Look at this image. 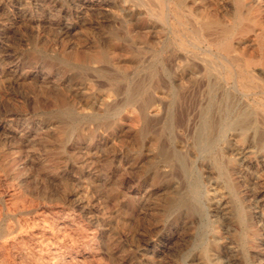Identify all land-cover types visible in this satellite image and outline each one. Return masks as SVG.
Returning a JSON list of instances; mask_svg holds the SVG:
<instances>
[{
	"label": "rangeland",
	"instance_id": "rangeland-1",
	"mask_svg": "<svg viewBox=\"0 0 264 264\" xmlns=\"http://www.w3.org/2000/svg\"><path fill=\"white\" fill-rule=\"evenodd\" d=\"M157 1L0 0V264H264V155L234 123L246 111L264 135V0ZM205 20L234 28L230 55Z\"/></svg>",
	"mask_w": 264,
	"mask_h": 264
},
{
	"label": "bare ground",
	"instance_id": "bare-ground-1",
	"mask_svg": "<svg viewBox=\"0 0 264 264\" xmlns=\"http://www.w3.org/2000/svg\"><path fill=\"white\" fill-rule=\"evenodd\" d=\"M142 1V0H141ZM144 1V0H143ZM168 1V0H167ZM166 1V2H167ZM183 1V0H182ZM216 1V0H215ZM224 1V0H223ZM134 2H135V0H134ZM149 2V1H148ZM157 2H160V0L159 1H157ZM169 2V1H168ZM179 2V1H178ZM181 2V1H180ZM190 2V1H189ZM133 3V2H132ZM136 3V2H135ZM174 3H175V1H174ZM173 3V4H174ZM237 3H238V1H237ZM242 3H243V1H242ZM144 4V3H143ZM152 4V3H151ZM156 4V3H155ZM176 4V3H175ZM223 4V3H222ZM240 4V3H239ZM102 5V4H101ZM138 5V4H137ZM167 5V4H166ZM172 5V4H171ZM178 5V4H177ZM176 5V6H177ZM183 5H184V3H183ZM190 5V4H189ZM134 6V5H133ZM148 6H149V4H148ZM156 6V5H155ZM158 6V5H157ZM161 6H163V2H162V5ZM165 6V5H164ZM163 6V7H164ZM226 6V5H225ZM141 7V6H140ZM144 7V6H143ZM152 7V6H151ZM173 7V6H172ZM237 7H239V6H237ZM87 8V7H86ZM184 8V7H183ZM191 8V7H190ZM219 8V7H218ZM221 8V7H220ZM141 9V8H140ZM144 9V8H143ZM143 9H141V10H143ZM150 9V8H149ZM165 10V12H166V8H164ZM182 9V8H181ZM104 10V9H103ZM162 10V9H161ZM170 10H171V8H170ZM170 10H168V11H170ZM147 11H149L148 9H147ZM157 11V10H156ZM162 12V11H160V12H162L161 13V16H162V21H163V19H164V16H165V12ZM168 11L166 12L167 13V15H168ZM178 11V10H177ZM177 11H175L174 12V16L177 18L178 16H179V13L177 12ZM181 11V10H180ZM215 11V10H214ZM242 11V10H241ZM143 12V11H142ZM159 12V13H160ZM184 12V11H183ZM186 12V11H185ZM244 11H242V13H243ZM146 13V12H145ZM158 13V14H159ZM217 13H219L218 11H217ZM241 12H239L238 11V13H237V16H236V20L239 22L238 23V27H237V31L239 32V33H242L245 29H246V27L245 26H242V20L244 19V15L243 14H245V13H243L242 14ZM256 13V12H255ZM255 13H254V15H255ZM151 14V13H150ZM173 14V13H172ZM181 14V13H180ZM185 15V14H184ZM247 15V14H246ZM253 15V14H252ZM144 16V15H143ZM150 16V15H149ZM189 16V15H188ZM171 17V16H170ZM173 17V16H172ZM216 17H217V15H216ZM179 18V17H178ZM183 18V17H182ZM187 18V17H186ZM191 18H193V17H191ZM251 18H253V17H251ZM180 19V18H179ZM179 19H177V20H179ZM246 19H248V18H246ZM148 20H149V18H148ZM168 20V19H167ZM181 20V19H180ZM190 20V19H189ZM195 20H197V19H195ZM200 20V19H199ZM216 20V19H215ZM245 20V19H244ZM123 21V20H122ZM155 21V20H154ZM157 21V20H156ZM183 21V20H182ZM188 21V20H187ZM186 21V22H187ZM218 21V20H217ZM234 21V20H233ZM249 21V20H248ZM150 22V21H149ZM190 22V21H189ZM196 22V21H195ZM235 22V21H234ZM233 22V23H234ZM244 22V21H243ZM245 22H247V20L245 21ZM158 23V22H157ZM165 23H166V21H165ZM183 23H185V22H183ZM190 23H193V22H190ZM227 23H229V22H226V24ZM232 23V24H233ZM242 23V24H241ZM254 23V22H253ZM120 24V23H119ZM159 24V23H158ZM173 24V23H172ZM171 24V25H172ZM175 24V23H174ZM186 24V23H185ZM198 24H199V22H198ZM220 24V23H219ZM222 24V23H221ZM231 24V23H230ZM246 24V23H245ZM244 24V25H245ZM167 25V24H166ZM170 25V24H169ZM184 25V24H183ZM192 25V24H191ZM197 25V24H196ZM216 25H218V23H216L214 20H205V21H203V23L200 25V29H199V31H200V34L202 35V37H204L205 39H206V41H207V43H209L210 45H212V46H215L221 53H223V54H229L230 55V53L232 52V50H234L235 48L233 47V45H236V44H233L234 43V41L233 42H231V40H230V37H231V35L233 34V30H234V28L233 27H221V29L219 30V32L218 31H216V28H215V26ZM225 25V24H224ZM236 25H237V23H236ZM176 26H177V28H178V23L176 24ZM186 26H187V24H186ZM229 26V25H228ZM247 26V25H246ZM168 27V26H167ZM170 27V26H169ZM235 27V26H234ZM250 27V26H249ZM153 28V27H152ZM151 28V29H152ZM197 28H198V25H197ZM155 29V28H154ZM184 29V28H183ZM158 30V29H157ZM198 30V29H197ZM116 31V30H115ZM149 31V30H148ZM174 31V30H173ZM179 31V30H178ZM178 31H176V32H178ZM182 31V30H181ZM118 32V31H117ZM128 32V31H127ZM154 32V31H153ZM184 32L185 31H183V33L181 32V34H183L182 36H185L186 35V33H185V35H184ZM113 33V32H112ZM169 33V32H168ZM191 33V32H190ZM125 34V33H124ZM192 34V33H191ZM177 35V34H176ZM189 35V34H188ZM117 36V35H116ZM124 36V35H123ZM111 37V36H110ZM186 37V36H185ZM189 37V36H188ZM195 38V37H194ZM120 39V38H119ZM130 39V38H129ZM180 39H182V38H180ZM187 39V38H186ZM185 39V40H186ZM203 39V38H202ZM204 39V40H205ZM165 40V39H164ZM184 40V39H183ZM195 40V39H194ZM200 40V39H199ZM203 40V41H204ZM242 40V39H241ZM244 41H245V39H244ZM243 41V42H244ZM127 42V41H126ZM130 42V41H129ZM192 42V41H191ZM200 42V41H199ZM246 42V41H245ZM178 43V42H177ZM184 42H182V44H183ZM185 43H186V41H185ZM193 43H194V41H193ZM196 43V42H195ZM204 43H206V42H204ZM262 43V42H261ZM128 44V43H127ZM126 44V45H127ZM130 44V43H129ZM180 44V43H179ZM188 44V43H187ZM209 44H207V45H209ZM243 44V43H242ZM246 44V43H245ZM133 45H135V43L133 44ZM132 45V46H133ZM189 45H191V43L189 44ZM247 45V44H246ZM129 46V45H128ZM164 46V45H163ZM166 46H167V44H166ZM169 46V45H168ZM187 46V45H186ZM192 46V45H191ZM211 46V47H212ZM243 46V45H242ZM146 47H148V46H146ZM204 47V46H203ZM131 48V47H130ZM148 48H150V47H148ZM183 48V47H182ZM187 48V47H186ZM195 48V47H194ZM193 47H192V49H194ZM234 48V49H233ZM141 49H144V48H141ZM145 49H147V48H145ZM166 49V48H165ZM239 49H241V48H239ZM171 50V49H170ZM169 50V51H170ZM145 51V50H144ZM159 51V50H158ZM162 51V50H161ZM183 51V50H182ZM200 51V50H199ZM202 51V50H201ZM207 51V50H206ZM263 51V50H262ZM135 52H137V51H135ZM153 52V51H152ZM187 52V51H186ZM202 52H204V51H202ZM211 52V51H210ZM156 53V52H155ZM160 53V52H159ZM208 53H209V51H208ZM207 53V54H208ZM257 53V52H256ZM140 54V53H139ZM166 54V53H165ZM172 54H173V52H172ZM215 54V53H214ZM213 54V55H214ZM245 54V53H244ZM134 55V54H133ZM138 55V54H137ZM154 55V54H153ZM161 55H163V54H161ZM175 55V54H174ZM190 55V54H189ZM211 55V54H210ZM236 55V54H235ZM240 55V54H239ZM259 55V54H258ZM184 56V55H183ZM188 56V55H187ZM193 56V55H192ZM216 56V55H215ZM245 56V55H244ZM95 57V56H94ZM110 57V56H109ZM137 57V56H136ZM135 57V58H136ZM152 57V56H151ZM155 57V56H154ZM189 57V56H188ZM214 57V56H213ZM241 57H243V56H241ZM257 57V56H256ZM96 58V60L97 61H99V62H101V63H103V62H105L106 61V57H105V54L104 53H100L97 57H95ZM165 58V57H164ZM172 58H174L173 57V55H172ZM177 58H179V57H177ZM181 58V57H180ZM206 58V57H205ZM248 58H250V57H248ZM258 58H259V56H258ZM81 59H82V57H81ZM86 59V58H85ZM91 59V60H90ZM89 60L90 61H92V58H90ZM166 59V58H165ZM192 59V58H191ZM198 59H200V58H198ZM245 59H247V57L245 58ZM264 59V58H263ZM88 60V61H89ZM175 60V59H174ZM178 60V59H177ZM180 60H182V58L180 59ZM193 60V59H192ZM195 60V59H194ZM193 60V61H194ZM197 60V59H196ZM201 60V59H200ZM205 60V59H204ZM204 60H202V61H204ZM70 61V60H69ZM73 61V60H72ZM164 61V60H163ZM171 61V60H170ZM173 61V60H172ZM189 61V60H188ZM208 61V60H207ZM211 61V60H210ZM235 61V60H234ZM255 61H256V59H255ZM255 61L254 60H252V58H250V59H248V60H246L245 61V65L243 64V66L244 67H241L240 66V69H239V72H238V74H239V79H240V83H241V85H242V87H244V88H248V86H246V85H248V82L249 81H251V80H253V78H254V76L252 75L253 74V72H252V74L249 72V70H248V68H250V66L251 65H253L254 63H255ZM258 61V60H257ZM75 62H78L77 60L75 61ZM74 62V63H75ZM83 62H84V60H83ZM92 62H94V60L92 61ZM91 62V63H92ZM111 62V61H110ZM159 62V61H158ZM174 62V61H173ZM190 62V61H189ZM196 62V61H195ZM239 62V61H238ZM242 62V61H241ZM240 62V63H241ZM64 63V62H63ZM67 63V62H66ZM70 63H71V61H70ZM73 63V62H72ZM95 63V62H94ZM108 63V62H107ZM157 63V62H156ZM165 63V62H164ZM197 63H198V61H197ZM207 63V62H206ZM243 63V62H242ZM261 63V62H260ZM68 64V63H67ZM76 64V63H75ZM74 64V65H75ZM78 64V63H77ZM76 64V65H77ZM80 64V63H79ZM78 64V65H79ZM85 64V63H84ZM112 64V63H111ZM162 64V63H161ZM160 64V65H161ZM172 64V63H171ZM174 64V63H173ZM202 64V63H201ZM211 64V63H210ZM237 64V63H236ZM257 64V63H256ZM262 64V63H261ZM64 65V64H63ZM175 65V64H174ZM203 65V64H202ZM215 65V64H214ZM240 65V64H239ZM260 65V64H259ZM259 65H258V67H259ZM86 66V65H85ZM89 66V65H88ZM91 66V65H90ZM95 66V65H94ZM168 66H170V65H168ZM176 66V65H175ZM208 66V68H209V65H207ZM211 66V65H210ZM218 66V65H217ZM237 66V65H236ZM68 67V66H67ZM77 67V66H76ZM80 68H81V66H79ZM82 67H84V66H82ZM93 67V66H92ZM97 67V66H96ZM105 67H106V65H105ZM107 67H108V65H107ZM176 67H178V66H176ZM197 67V66H196ZM225 67V66H224ZM156 68V67H155ZM179 68V67H178ZM180 68H182V67H180ZM192 68V67H191ZM253 68V67H252ZM260 68V67H259ZM88 69V68H87ZM194 69V68H193ZM199 69V68H198ZM205 69H207V68H205ZM218 69H219V67H218ZM225 69H228V68H225ZM255 69H256V67H255ZM103 70V69H102ZM107 70V69H106ZM174 70V69H173ZM200 70V69H199ZM202 70V69H201ZM260 70H261V68H260ZM99 71V70H98ZM112 71V70H111ZM225 71H227V70H225ZM237 71H238V69H237ZM255 71V70H254ZM115 72V71H114ZM119 72V71H118ZM160 72V71H159ZM170 72V71H169ZM196 72V71H195ZM221 72V71H220ZM234 72V71H233ZM236 72V71H235ZM82 73H85V72H82ZM89 73V72H88ZM92 73V72H91ZM101 73H102V71H101ZM177 73V72H176ZM211 73V71H210V69H207L206 70V74H210ZM214 73V72H213ZM230 73V72H229ZM257 73V72H256ZM259 73V72H258ZM107 74V73H106ZM120 74V73H119ZM160 74V73H159ZM255 74V73H254ZM84 75V74H83ZM109 75V74H108ZM113 75H114V73H113ZM163 75V74H162ZM190 76H191V74H189ZM193 75V74H192ZM215 75H216V73H215ZM215 75H214V77H215ZM218 75V74H217ZM220 75V74H219ZM256 75V74H255ZM110 76V75H109ZM122 76H124V75H122ZM237 76V75H236ZM144 77V76H143ZM148 77H149V79L150 80H155L156 79V74H155V72L154 71H152V70H150L149 71V74H148ZM115 78V77H114ZM160 78V76L158 77V79ZM201 78V77H200ZM217 78V77H216ZM227 78V77H226ZM126 79V78H125ZM143 79V78H142ZM146 79V78H145ZM148 79V80H149ZM160 79H162V78H160ZM198 79V78H197ZM206 79V78H205ZM209 79V78H208ZM232 79V78H231ZM256 79V78H255ZM264 79V78H263ZM194 80V79H193ZM214 80H217V79H214ZM236 80V79H235ZM258 80V79H257ZM136 81V80H135ZM140 81H142V80H140ZM146 81V83H147V80H145ZM157 81V80H156ZM163 81V80H162ZM228 81V80H227ZM233 81V80H232ZM164 82V81H163ZM221 82V81H220ZM229 82V81H228ZM255 82V81H254ZM262 82V81H261ZM114 83V82H113ZM140 83V82H139ZM212 83V82H211ZM210 83V84H211ZM230 83V82H229ZM238 83H239V81H238ZM116 84V83H115ZM129 84V83H128ZM137 84V83H136ZM148 84V83H147ZM162 84V83H161ZM117 85V84H116ZM135 84H133V87L132 88H130L129 89V91H128V98H129V100L130 101H134V99H135V97H136V95H138V94H140L139 92L141 91V89H142V86L140 85V84H137V85H135ZM163 85H164V83H163ZM163 85H162V87H163ZM165 85H167V84H165ZM164 85V86H165ZM192 85H193V83H192ZM201 85V84H200ZM209 85V84H208ZM233 85V84H232ZM231 85V86H232ZM235 85V84H234ZM260 85V84H259ZM195 86V85H194ZM193 86V87H194ZM238 86V85H237ZM249 86H251L252 87V85H249ZM256 86V85H255ZM264 86V85H263ZM203 87V86H202ZM207 87H209V86H207ZM234 87V86H233ZM233 87H232V89H233ZM262 87V86H261ZM125 88V87H124ZM154 88H156V87H154ZM220 88H222V87H220ZM240 88V87H239ZM254 88V87H253ZM258 88V87H257ZM260 88V87H259ZM153 89V88H152ZM165 89V88H164ZM170 89V88H169ZM236 89V88H235ZM154 90V89H153ZM188 90V89H187ZM202 90H203V88H202ZM219 90V89H218ZM126 91H127V89H126ZM189 91V90H188ZM195 91V90H194ZM199 91V90H198ZM229 91V90H228ZM227 91V92H228ZM234 91H236V90H234ZM233 91V92H234ZM252 91V90H251ZM250 91V92H251ZM262 91V90H261ZM124 92V91H123ZM154 92V91H153ZM167 92V91H166ZM183 92V91H182ZM195 92H197V90L195 91ZM203 92V91H202ZM201 92V93H202ZM225 92V91H224ZM224 92H222V93H224ZM126 93V92H125ZM204 93H206V92H204ZM142 95H143V93H141ZM151 94V93H150ZM177 94H178V92H177ZM190 94H191V92H190ZM190 94H189V96H190ZM198 94V93H197ZM203 94V93H202ZM207 94H209V92L207 93ZM211 94V93H210ZM215 94H217V92L215 93ZM219 94V93H218ZM254 95H255V93H253ZM264 94V93H263ZM89 95V94H88ZM152 95V94H151ZM170 95V94H169ZM185 95V94H184ZM195 95V94H194ZM228 95V94H227ZM182 96V95H181ZM203 96V95H202ZM214 96V95H213ZM229 96V95H228ZM232 96V95H231ZM246 97L248 96L247 94L245 95ZM142 97V96H141ZM179 97V96H178ZM188 97V96H187ZM196 97H199V96H197L196 95ZM225 97V96H224ZM233 97V96H232ZM239 97V96H238ZM146 99H147V97H145ZM148 98H150V97H148ZM177 98V97H176ZM189 98V97H188ZM227 98V97H226ZM225 98V99H226ZM137 99V98H136ZM144 99V98H143ZM179 99H181V98H179ZM193 99H195L194 97H193ZM198 99V98H197ZM203 99V98H202ZM205 99V98H204ZM217 99H219L218 97H217ZM220 99H222L221 98V96H220ZM228 99V98H227ZM233 99H234V97H233ZM237 99V98H236ZM170 100V99H169ZM183 100V99H182ZM181 100V101H182ZM187 100V99H186ZM199 100H200V98H199ZM222 100H224V99H222ZM165 101V100H164ZM163 101V102H164ZM177 101V100H176ZM180 101V100H179ZM195 101V100H194ZM198 101V100H197ZM206 102H207V100H205ZM228 101V100H227ZM243 101V100H242ZM168 102H170V101H168ZM167 102V103H168ZM186 102V101H185ZM189 102V101H188ZM200 102H201V100H200ZM218 102V101H217ZM220 102H221V100H220ZM219 102V103H220ZM180 103V102H179ZM197 103V102H196ZM196 103H194L193 105H195ZM205 103V102H204ZM210 103V102H209ZM222 103V102H221ZM224 103H225V101H224ZM223 103V104H224ZM232 103V102H231ZM236 103V102H235ZM142 104V103H141ZM163 104H165V103H163ZM162 104V105H163ZM181 104V103H180ZM180 104H179V106H180ZM190 104V103H189ZM206 104V103H205ZM263 104V103H262ZM192 105V106H193ZM198 105V104H197ZM196 105V106H197ZM218 105V104H217ZM219 105H221V104H219ZM225 105V104H224ZM226 105H227V103H226ZM250 105H251V107H252V104L250 103ZM166 106V105H165ZM168 106V105H167ZM178 106V107H179ZM199 106V105H198ZM215 106H216V104H215ZM228 106V105H227ZM245 106V105H244ZM257 106V105H256ZM143 107V106H142ZM164 107V106H163ZM177 107V106H176ZM185 107H187V106H185ZM195 107V106H194ZM201 107V106H200ZM223 107V106H222ZM229 107V106H228ZM230 107H231V105H230ZM240 107V106H239ZM246 107V106H245ZM182 108V107H181ZM190 107L188 106V109H189ZM193 108V107H192ZM196 108V107H195ZM210 108H211V106H210ZM232 108V107H231ZM257 108V107H256ZM71 109V108H70ZM144 109V108H143ZM194 109V108H193ZM193 109H191V110H193ZM226 109V108H225ZM247 109H249V108H247ZM251 109V108H250ZM72 110V109H71ZM191 110H189V111H191ZM195 110V109H194ZM223 110V109H222ZM221 110V111H222ZM164 111H165V109H164ZM185 111V110H184ZM218 111H219V109H218ZM224 111V110H223ZM239 111V110H238ZM241 111V110H240ZM239 111V112H240ZM65 112V111H64ZM166 112V111H165ZM207 112V111H206ZM214 112H216V111H214ZM226 112V111H225ZM230 111H228V113H229ZM234 112V111H233ZM254 112H256V110L254 111ZM69 113V112H68ZM184 113V112H183ZM189 113V115H190V112H188ZM195 113V112H194ZM199 113V112H198ZM222 113V112H221ZM252 113V112H251ZM257 113V112H256ZM71 114V113H70ZM165 114V113H164ZM195 114H197V113H195ZM195 114H194V116H195ZM220 114V113H219ZM223 114V113H222ZM230 114V113H229ZM258 114V113H257ZM73 115V114H72ZM145 115V114H144ZM184 115V114H183ZM206 115V114H205ZM214 115V114H213ZM216 115H217V112H216ZM227 115V114H226ZM237 115V114H236ZM235 115V116H236ZM256 115V114H255ZM184 116H186V115H184ZM200 116H202V115H200ZM225 116V115H224ZM261 116V115H260ZM262 116H263V114H262ZM177 117V116H176ZM179 117V116H178ZM187 117V116H186ZM189 117H191V115L189 116ZM209 117V116H208ZM215 117V116H214ZM228 117V116H227ZM259 117V116H258ZM249 118H251L250 117V114L249 113H247L246 111H241L238 115H237V119L234 117V119H236L235 121H234V123H235V125H238V126H240L241 128H242V130H246V129H252L253 130V132H254V136H255V139H256V142H257V144H258V147H259V151H261L262 153H263V155H264V135H263V133L261 134L260 132V130H258L257 129V127L254 125V124H249V125H247L248 123H247V121H248V119ZM257 118V117H256ZM264 118V117H263ZM141 119H142V117H141ZM144 119V118H143ZM166 119V118H165ZM187 119V118H186ZM194 119V118H193ZM208 119V118H207ZM227 119V118H226ZM177 120L179 121V118H177ZM176 120V121H177ZM183 120H185V118L183 119ZM223 120V119H222ZM229 119H227V121H228ZM256 120V119H255ZM142 121V120H141ZM140 121V122H141ZM186 121V120H185ZM190 121V120H189ZM192 121V120H191ZM190 121V122H191ZM226 121V122H227ZM250 121H251V119H250ZM143 122V121H142ZM195 122V121H194ZM216 122V121H215ZM223 122V121H222ZM229 122V121H228ZM249 122V121H248ZM151 123V122H150ZM199 123V122H198ZM217 123V122H216ZM233 123V124H234ZM245 123H246V125H245ZM250 123H253V122H250ZM256 123V122H255ZM262 123V122H261ZM154 124V123H153ZM193 124V123H192ZM191 124V125H192ZM67 125H69V124H67ZM197 125V124H196ZM195 125V126H196ZM222 125V124H221ZM225 125V124H224ZM259 125V124H258ZM262 125H264V124H262ZM75 126H76V124H75ZM75 126H73V127H75ZM220 126V125H219ZM179 127V126H178ZM185 127V126H184ZM197 127V126H196ZM196 127H194V128H196ZM222 127H224V126H222ZM221 127V128H222ZM226 127H228V124H227V126ZM235 127V126H234ZM149 128H151L150 127V124H149ZM155 128V127H154ZM202 128H204L206 131H207V133L208 134H210L211 132L214 134V129L216 128V124H214V123H212V122H209V121H207L206 123H204L203 124V127ZM261 128V127H260ZM142 129V128H141ZM219 129V128H218ZM228 129V128H227ZM67 130V129H66ZM151 130H153V129H151ZM237 130V129H236ZM149 131V130H148ZM165 131V130H164ZM218 131V130H217ZM216 131V132H217ZM225 131V130H224ZM247 131V130H246ZM245 131V132H246ZM66 132V131H65ZM153 132V131H152ZM226 132V131H225ZM224 132V133H225ZM230 132V131H229ZM237 132V131H236ZM264 132V131H263ZM242 133V132H241ZM152 134V133H151ZM202 134H204V133H202ZM207 134V135H208ZM217 134V133H216ZM244 134V133H243ZM242 134V135H243ZM167 135V134H166ZM218 135H220V133L218 134ZM224 135H226V134H224ZM194 136V135H193ZM248 136V135H247ZM251 136H253V135H251ZM203 137V136H202ZM206 137V136H205ZM240 137V136H239ZM159 138V137H158ZM208 138H210L209 136H208ZM231 138V137H230ZM243 138V137H242ZM247 138V137H246ZM194 139H196V138H194ZM211 139V138H210ZM212 139H213V137H212ZM223 139V138H222ZM228 139V138H227ZM234 139V138H233ZM244 139V138H243ZM214 140V139H213ZM212 140V141H213ZM242 140V139H241ZM254 140V139H253ZM243 141V140H242ZM162 142V141H161ZM169 142V141H168ZM255 142V143H256ZM212 143V142H211ZM214 143V142H213ZM219 143V142H218ZM245 143V142H244ZM158 144V143H157ZM217 144V143H216ZM252 144V143H251ZM256 144V145H257ZM161 145V144H160ZM221 145V144H220ZM235 145V144H234ZM233 145V146H234ZM202 146H203V144H202ZM208 146V145H207ZM216 146V145H215ZM156 147V146H155ZM160 147V146H159ZM195 147V146H194ZM204 147V146H203ZM258 147H257V149H258ZM196 148V147H195ZM209 148H211V147H209ZM245 148H247V146H245ZM221 149V148H220ZM206 150V149H205ZM209 150V149H208ZM255 150V149H254ZM185 151V150H184ZM223 151V150H222ZM179 152V151H178ZM204 152V151H203ZM219 153H221V152H219ZM253 153H254V151H253ZM260 153V152H259ZM186 154V153H185ZM241 154H242V152H241ZM187 155V154H186ZM220 155H222V154H220ZM185 156V155H184ZM244 156V155H243ZM212 158V157H211ZM218 158H219V156H218ZM188 160V159H187ZM234 160V159H233ZM248 160V159H247ZM175 161V160H174ZM222 161V160H221ZM229 161V160H228ZM239 161V160H238ZM171 162H172V160H171ZM212 163L214 162L215 163V167H217V171H218V169H219V166H220V164H218L216 161H215V159H214V161H211ZM231 162V161H230ZM254 162V161H253ZM211 163V164H212ZM172 164V163H171ZM208 164H210V163H208ZM222 165V164H221ZM214 167V166H213ZM213 167H212V169H213ZM214 167V168H215ZM262 167V166H261ZM225 168V167H224ZM224 168H223V170H224ZM246 168V167H245ZM179 170V169H178ZM216 170V169H215ZM176 171V170H175ZM248 171H249V169H248ZM178 172V171H177ZM224 172H225V170H224ZM240 172H241V170H240ZM253 172V171H252ZM178 174H179V172H178ZM240 175H242V174H240ZM220 176V175H219ZM227 176V175H226ZM255 177H256V175H254ZM263 177V176H262ZM217 178V177H216ZM221 178H222V176H221ZM258 178V177H257ZM229 179V178H228ZM264 179V178H263ZM218 180V179H217ZM220 180V179H219ZM257 180V179H256ZM225 181V180H224ZM216 182H218V181H216ZM227 182V181H226ZM228 183V182H227ZM227 183H225V184H227ZM222 185H223V183H221ZM230 185V184H229ZM231 186V185H230ZM242 186V185H241ZM232 187V186H231ZM235 187V186H234ZM225 189V188H224ZM225 191V190H224ZM231 191V190H230ZM184 192V191H183ZM234 192V191H233ZM179 193V192H178ZM181 193V192H180ZM201 193V192H200ZM230 193V192H229ZM235 193V192H234ZM241 194V193H240ZM260 194V193H259ZM232 195V194H231ZM225 196V195H224ZM256 196V195H255ZM172 197V196H171ZM170 197V198H171ZM232 198V197H231ZM234 198V197H233ZM263 198V197H262ZM179 199V198H178ZM203 199V198H202ZM216 199V198H215ZM230 199V198H229ZM200 200V199H199ZM236 200V199H235ZM258 200V199H257ZM184 201V200H183ZM201 201V200H200ZM224 201V200H223ZM231 201V200H230ZM233 201V200H232ZM189 202V201H188ZM203 202V201H202ZM205 202V201H204ZM233 202H236V201H233ZM219 203V202H218ZM232 203V202H231ZM177 204V203H176ZM222 204V203H221ZM256 204V203H255ZM259 204V203H258ZM234 205H236V204H234ZM186 210H188L190 213H194V210H193V208H190V207H188L186 204H184L183 203V205H182ZM206 206H207V204H206ZM219 206V205H218ZM223 206V205H222ZM241 206V205H240ZM167 207V206H166ZM242 207V206H241ZM59 208V207H58ZM209 208V207H208ZM207 208V209H208ZM228 208H230V207H228ZM232 208H234V207H232ZM206 209V210H207ZM257 209V208H256ZM220 210V209H219ZM225 210V209H224ZM247 210H249V209H247ZM247 210L245 211V212H247ZM221 211V210H220ZM179 212V211H178ZM183 212V211H182ZM214 212V211H213ZM235 212H237L236 210H235ZM240 212H242V211H240ZM56 213V212H55ZM68 213V212H67ZM66 213V214H67ZM244 213V212H243ZM252 213V212H251ZM263 213V212H262ZM68 214H70V212L68 213ZM208 214V213H207ZM65 215V214H64ZM176 215V214H175ZM178 215V214H177ZM211 215V214H210ZM236 215H239V214H236ZM244 215V214H243ZM174 216V215H173ZM207 216V215H206ZM241 216V215H240ZM259 216V215H258ZM263 216V215H262ZM69 217V216H68ZM68 217H66V215L64 216V217H62L63 219H66L67 220V218ZM233 217H235V216H233ZM237 217V216H236ZM239 217V216H238ZM264 217V216H263ZM70 218V217H69ZM241 218V217H240ZM183 219V218H182ZM235 219V218H234ZM238 219V218H237ZM70 220V219H69ZM72 220V219H71ZM207 220V219H206ZM231 220V219H230ZM236 220V219H235ZM245 220H247V219H245ZM68 221V220H67ZM263 221V220H262ZM60 222V221H59ZM71 222V221H70ZM74 222V221H73ZM189 222V221H188ZM238 222V221H237ZM68 223V222H67ZM241 223V222H240ZM63 224V223H62ZM189 224V223H188ZM194 224V223H193ZM240 226V225H239ZM70 227V226H69ZM200 227V226H199ZM238 227V226H237ZM60 228V227H59ZM65 227H63V229H64ZM71 228V227H70ZM81 228V227H80ZM233 228V227H232ZM72 229V228H71ZM228 229V228H227ZM234 229V228H233ZM236 229V228H235ZM12 230V229H11ZM62 230V229H61ZM246 230V229H245ZM59 231V230H58ZM74 231H76V230H74ZM235 231V230H234ZM233 231V232H234ZM64 232V231H63ZM71 232H73L72 230H71ZM220 232V231H219ZM224 232H225V230H224ZM228 232V231H227ZM239 232V231H238ZM240 232H241V230H240ZM246 233H248V232H246ZM90 234V233H89ZM88 234V235H89ZM241 234H243V233H241ZM249 234V233H248ZM247 234V235H248ZM66 235H68V234H66ZM72 235V234H71ZM212 235V234H211ZM245 235V234H244ZM251 235V234H250ZM63 236V235H62ZM69 236V235H68ZM94 236V235H93ZM240 236V235H239ZM54 237V236H53ZM59 237V236H58ZM64 237V236H63ZM73 237V236H72ZM79 237V236H78ZM90 237V236H89ZM196 237V236H195ZM209 237V236H208ZM238 237V236H237ZM60 238V237H59ZM64 238H66V237H64ZM84 238V237H83ZM95 238V237H94ZM213 238V237H212ZM251 238V237H250ZM253 238V237H252ZM62 239V238H61ZM227 239H228V236H227ZM78 240V239H77ZM226 240V239H225ZM44 241V240H43ZM42 241V242H43ZM49 241V240H48ZM61 241V240H60ZM88 241V240H87ZM207 241V240H206ZM229 241V240H228ZM41 242V243H42ZM242 242H244V241H242ZM249 242V241H248ZM65 243V242H64ZM86 243V242H85ZM252 243V242H251ZM43 244V243H42ZM94 244V243H93ZM244 244V243H243ZM194 245V244H193ZM210 245V244H209ZM242 245V244H241ZM246 245V244H245ZM252 245V244H251ZM86 246V245H85ZM199 246V245H198ZM197 246V247H198ZM207 246V245H206ZM205 246V247H206ZM229 246H230V244H229ZM228 246V247H229ZM240 246V245H239ZM243 246V245H242ZM256 247V246H255ZM92 248V247H91ZM217 248H218V246H217ZM246 248V247H245ZM252 248V247H251ZM250 248V249H251ZM254 248V247H253ZM219 249V248H218ZM229 249V248H228ZM240 249V248H239ZM248 249V248H247ZM71 250V249H70ZM81 250H82V248H81ZM95 250V249H94ZM244 250V249H243ZM242 250V251H243ZM254 250V249H253ZM71 251H73V250H71ZM84 251V250H83ZM87 251V250H86ZM89 251H91V250H89ZM193 251V250H192ZM201 251V250H200ZM205 251H206V249H205ZM215 251H217V249L215 250ZM65 252V251H64ZM70 252V251H69ZM213 252V251H212ZM241 252V251H240ZM38 253V252H37ZM72 253V252H71ZM75 253V252H74ZM82 253V252H81ZM149 253V252H148ZM219 253V252H218ZM235 253V252H234ZM200 254V253H199ZM233 254V253H232ZM244 254V253H243ZM248 254V253H247ZM203 255V254H202ZM205 255V254H204ZM215 255H216V253H215ZM250 255H252V254H250ZM197 256V255H196ZM195 256V257H196ZM230 256V255H229ZM72 257V256H71ZM198 257V256H197ZM196 257V258H197ZM212 257V256H211ZM219 257V256H218ZM222 257V256H221ZM230 258V257H229ZM240 258H241V256H240ZM65 259V258H64ZM231 259V258H230ZM57 260V259H56ZM77 260V259H76ZM188 260V259H187ZM198 260H199V258H198ZM68 261V260H67ZM77 261H79V260H77ZM206 261H208L207 259H206ZM213 261V260H212ZM229 261V260H228ZM231 261H233V260H231ZM235 261H236V259H235ZM81 262V261H80ZM240 262V261H239ZM242 262V261H241ZM210 263V262H209ZM213 263V262H212ZM249 263V262H248ZM243 264V263H242Z\"/></svg>",
	"mask_w": 264,
	"mask_h": 264
}]
</instances>
